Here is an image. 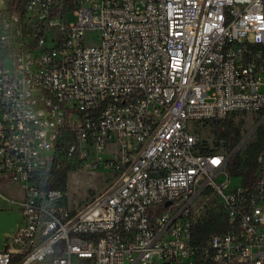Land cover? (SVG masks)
<instances>
[{"label": "built area", "instance_id": "2783aa9c", "mask_svg": "<svg viewBox=\"0 0 264 264\" xmlns=\"http://www.w3.org/2000/svg\"><path fill=\"white\" fill-rule=\"evenodd\" d=\"M237 114H264V0H0V183L23 193L0 264H264V151L231 188L191 131ZM109 145L85 206L49 187Z\"/></svg>", "mask_w": 264, "mask_h": 264}, {"label": "rangeland", "instance_id": "374dc122", "mask_svg": "<svg viewBox=\"0 0 264 264\" xmlns=\"http://www.w3.org/2000/svg\"><path fill=\"white\" fill-rule=\"evenodd\" d=\"M77 20V17L73 13L68 14V23H75ZM88 40H97V35L94 33L89 34ZM231 120L240 131L241 141H244L238 153V156L244 163L251 156L253 147L262 139L264 133V114H237L232 116ZM192 128V133L195 131L201 137L205 147L214 149L217 152H225V140L223 136L212 131L210 124L202 122ZM116 151V146L109 145L106 149L99 152L97 158L101 161V167L98 170H89L82 166L74 165L71 170L72 172L67 177L66 186V191L74 208H82L94 196L103 192L115 181L112 173L106 170L105 161L115 158ZM241 184L242 181L240 178H233L230 187H239ZM22 196L23 193L20 187H16L14 184L9 186L8 184L0 183V251L4 249L7 237L12 236L21 226L22 212L20 207L11 201L18 200ZM212 201L204 207L201 215L213 208ZM39 264H53V260L48 259ZM73 264L88 263L74 258Z\"/></svg>", "mask_w": 264, "mask_h": 264}, {"label": "trees", "instance_id": "16d2710c", "mask_svg": "<svg viewBox=\"0 0 264 264\" xmlns=\"http://www.w3.org/2000/svg\"><path fill=\"white\" fill-rule=\"evenodd\" d=\"M210 124L212 131L219 133L225 140V152L230 156L228 162V170L232 176L240 178L245 186H250L253 183L255 172L257 171V158L261 152L264 151V133L262 139L252 149V154L243 163L238 156L239 150L234 153L237 147L241 144V134L239 129L234 125L231 118L222 120H211L206 122ZM264 128V126H263ZM202 146L207 150H214ZM216 151V150H214ZM72 166L63 165L59 166L52 175V178L48 180L49 187L53 189L67 190V177L72 172ZM221 213L212 208L207 210L202 216V221L197 227V238L199 241H203L209 234L217 231L221 228Z\"/></svg>", "mask_w": 264, "mask_h": 264}, {"label": "water", "instance_id": "95a60500", "mask_svg": "<svg viewBox=\"0 0 264 264\" xmlns=\"http://www.w3.org/2000/svg\"><path fill=\"white\" fill-rule=\"evenodd\" d=\"M244 143V141L243 142H241V144L237 147V149L234 151V153H236L239 149H240V147H241V145ZM168 205H170V203H167L166 204V206H168Z\"/></svg>", "mask_w": 264, "mask_h": 264}]
</instances>
